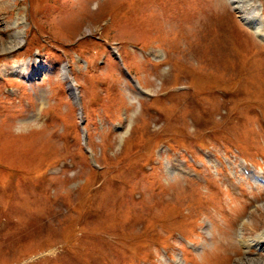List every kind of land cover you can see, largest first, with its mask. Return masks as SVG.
I'll use <instances>...</instances> for the list:
<instances>
[{
    "label": "rangeland",
    "instance_id": "rangeland-1",
    "mask_svg": "<svg viewBox=\"0 0 264 264\" xmlns=\"http://www.w3.org/2000/svg\"><path fill=\"white\" fill-rule=\"evenodd\" d=\"M241 15L0 0V264H264L243 244L264 231V37Z\"/></svg>",
    "mask_w": 264,
    "mask_h": 264
},
{
    "label": "bare ground",
    "instance_id": "bare-ground-1",
    "mask_svg": "<svg viewBox=\"0 0 264 264\" xmlns=\"http://www.w3.org/2000/svg\"><path fill=\"white\" fill-rule=\"evenodd\" d=\"M234 7L240 8L242 10V17L252 26L253 30L258 34L264 33V25L263 21L258 17L259 11L256 10V8L252 5L251 7H247L245 0H231ZM246 5V7L243 5ZM250 4V3H249ZM23 66L28 67V63H25ZM254 243L246 242L244 241V245L247 246V248L252 247V245H257L260 247H264V231L262 233L257 234L253 238ZM259 248V247H258Z\"/></svg>",
    "mask_w": 264,
    "mask_h": 264
}]
</instances>
